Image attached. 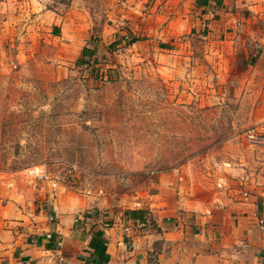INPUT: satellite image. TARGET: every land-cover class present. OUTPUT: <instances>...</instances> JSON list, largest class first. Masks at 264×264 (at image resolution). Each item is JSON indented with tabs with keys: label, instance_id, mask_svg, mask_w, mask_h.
Here are the masks:
<instances>
[{
	"label": "rangeland",
	"instance_id": "374dc122",
	"mask_svg": "<svg viewBox=\"0 0 264 264\" xmlns=\"http://www.w3.org/2000/svg\"><path fill=\"white\" fill-rule=\"evenodd\" d=\"M137 31L138 42L86 63L44 30L36 39L12 27L0 35L5 220L23 221L37 209L56 221L53 208L138 205L156 198L159 178L171 174L170 183L205 198L228 185L264 186L257 57L217 40L183 34L163 42ZM35 167L42 178L30 177Z\"/></svg>",
	"mask_w": 264,
	"mask_h": 264
},
{
	"label": "crops",
	"instance_id": "0c3cea01",
	"mask_svg": "<svg viewBox=\"0 0 264 264\" xmlns=\"http://www.w3.org/2000/svg\"><path fill=\"white\" fill-rule=\"evenodd\" d=\"M11 27L35 39L47 31L84 63L138 42L140 29L163 42L184 34L233 53L245 48L264 70V0H0V35ZM171 176L141 204L53 208L56 221L46 209L5 220L0 200V264H264L263 185H228L205 198Z\"/></svg>",
	"mask_w": 264,
	"mask_h": 264
},
{
	"label": "built area",
	"instance_id": "2783aa9c",
	"mask_svg": "<svg viewBox=\"0 0 264 264\" xmlns=\"http://www.w3.org/2000/svg\"><path fill=\"white\" fill-rule=\"evenodd\" d=\"M30 177L33 179L42 178L45 175L44 169L42 167H35L29 170ZM248 196V193H246Z\"/></svg>",
	"mask_w": 264,
	"mask_h": 264
},
{
	"label": "trees",
	"instance_id": "16d2710c",
	"mask_svg": "<svg viewBox=\"0 0 264 264\" xmlns=\"http://www.w3.org/2000/svg\"><path fill=\"white\" fill-rule=\"evenodd\" d=\"M84 51L86 52V49H85ZM80 62H82V61H81L80 59H78V60H77V63H80Z\"/></svg>",
	"mask_w": 264,
	"mask_h": 264
}]
</instances>
